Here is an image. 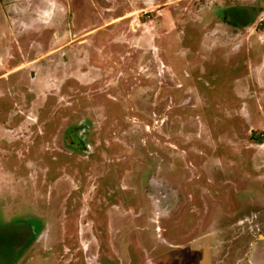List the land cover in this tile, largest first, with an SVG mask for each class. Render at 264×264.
<instances>
[{"label":"rangeland","instance_id":"1","mask_svg":"<svg viewBox=\"0 0 264 264\" xmlns=\"http://www.w3.org/2000/svg\"><path fill=\"white\" fill-rule=\"evenodd\" d=\"M0 264H264V0H0Z\"/></svg>","mask_w":264,"mask_h":264},{"label":"flooded vegetation","instance_id":"2","mask_svg":"<svg viewBox=\"0 0 264 264\" xmlns=\"http://www.w3.org/2000/svg\"><path fill=\"white\" fill-rule=\"evenodd\" d=\"M10 228V227H9Z\"/></svg>","mask_w":264,"mask_h":264}]
</instances>
